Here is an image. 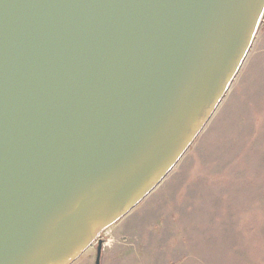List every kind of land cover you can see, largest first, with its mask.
<instances>
[{
  "label": "water",
  "instance_id": "water-1",
  "mask_svg": "<svg viewBox=\"0 0 264 264\" xmlns=\"http://www.w3.org/2000/svg\"><path fill=\"white\" fill-rule=\"evenodd\" d=\"M264 0H0V264H73L174 169Z\"/></svg>",
  "mask_w": 264,
  "mask_h": 264
},
{
  "label": "rangeland",
  "instance_id": "rangeland-1",
  "mask_svg": "<svg viewBox=\"0 0 264 264\" xmlns=\"http://www.w3.org/2000/svg\"><path fill=\"white\" fill-rule=\"evenodd\" d=\"M101 237V264H264V17L202 132ZM96 253L73 264H95Z\"/></svg>",
  "mask_w": 264,
  "mask_h": 264
},
{
  "label": "crops",
  "instance_id": "crops-1",
  "mask_svg": "<svg viewBox=\"0 0 264 264\" xmlns=\"http://www.w3.org/2000/svg\"><path fill=\"white\" fill-rule=\"evenodd\" d=\"M95 260H96V258H95Z\"/></svg>",
  "mask_w": 264,
  "mask_h": 264
}]
</instances>
